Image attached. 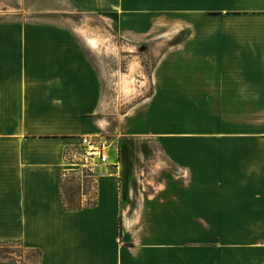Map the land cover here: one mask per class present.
<instances>
[{"label":"crops","instance_id":"crops-1","mask_svg":"<svg viewBox=\"0 0 264 264\" xmlns=\"http://www.w3.org/2000/svg\"><path fill=\"white\" fill-rule=\"evenodd\" d=\"M152 8L182 31H160L153 90L104 164L78 151L106 104L73 32L0 27V242L34 264H264V0ZM80 168L94 203L67 210Z\"/></svg>","mask_w":264,"mask_h":264},{"label":"rangeland","instance_id":"rangeland-1","mask_svg":"<svg viewBox=\"0 0 264 264\" xmlns=\"http://www.w3.org/2000/svg\"><path fill=\"white\" fill-rule=\"evenodd\" d=\"M162 11H153L152 0H0V27L29 31L32 37L41 31L73 32L97 71L106 104V128L95 139L109 144L124 135V116L143 106L153 90V66L161 57L163 46L169 43V36L160 31H182L177 25L168 27L161 21L167 15ZM130 31L144 33L132 35ZM183 38L180 35L173 42ZM89 40L95 41L96 47L90 46ZM132 65L136 67L134 74ZM130 73L136 79V91L132 93L123 88V79ZM78 151L84 154L81 149ZM94 181L93 172L87 168L67 174L63 178L67 202L81 207L93 204ZM259 235L263 237V232ZM7 256L9 261L28 264L36 253L14 245Z\"/></svg>","mask_w":264,"mask_h":264},{"label":"built area","instance_id":"built-area-1","mask_svg":"<svg viewBox=\"0 0 264 264\" xmlns=\"http://www.w3.org/2000/svg\"><path fill=\"white\" fill-rule=\"evenodd\" d=\"M80 146L84 149V157L87 160L98 161L101 164L107 163V156L104 153L106 148L105 141H98L95 137H82Z\"/></svg>","mask_w":264,"mask_h":264},{"label":"trees","instance_id":"trees-1","mask_svg":"<svg viewBox=\"0 0 264 264\" xmlns=\"http://www.w3.org/2000/svg\"><path fill=\"white\" fill-rule=\"evenodd\" d=\"M63 207L67 210H71V209H77L80 208L81 206H77L74 204H70L69 202H67L68 200L65 199V195L63 192ZM14 245H19V246H23L20 242L18 241H13V242H0V264H18L16 261H9V258L7 256V252H9V248L14 246ZM24 247V246H23ZM28 250V249H27ZM32 251L34 253H36V258L33 261H30V263L28 264H34L36 262H38L39 258H40V252L38 250H29Z\"/></svg>","mask_w":264,"mask_h":264},{"label":"bare ground","instance_id":"bare-ground-1","mask_svg":"<svg viewBox=\"0 0 264 264\" xmlns=\"http://www.w3.org/2000/svg\"><path fill=\"white\" fill-rule=\"evenodd\" d=\"M89 45H91L92 47H96V42L93 40H89ZM134 72L136 73V67L135 65H132L131 68V73L134 74ZM129 74L127 76H125V78L123 79V88L125 92L128 93H132L136 91V79L134 78L133 74Z\"/></svg>","mask_w":264,"mask_h":264}]
</instances>
